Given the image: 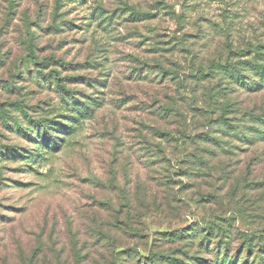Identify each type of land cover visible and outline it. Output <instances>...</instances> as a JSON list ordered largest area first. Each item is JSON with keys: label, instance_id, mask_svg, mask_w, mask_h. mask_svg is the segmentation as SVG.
<instances>
[{"label": "rangeland", "instance_id": "1", "mask_svg": "<svg viewBox=\"0 0 264 264\" xmlns=\"http://www.w3.org/2000/svg\"><path fill=\"white\" fill-rule=\"evenodd\" d=\"M263 47L264 0H0V150H32L0 155V264H257L264 88L229 72Z\"/></svg>", "mask_w": 264, "mask_h": 264}, {"label": "trees", "instance_id": "2", "mask_svg": "<svg viewBox=\"0 0 264 264\" xmlns=\"http://www.w3.org/2000/svg\"><path fill=\"white\" fill-rule=\"evenodd\" d=\"M262 49L263 50H261L259 57L263 61V63L260 64V65L259 64H251V67H250V70H252L254 74H257L259 76L258 82L254 81V80L244 81L245 80L244 79L245 76L243 74L244 69L240 68L239 65L238 66L237 65L236 66L235 65H231L232 69L230 70L229 75H230L231 79L234 81L233 82L231 80L230 81L231 83H239V82H241L242 83L241 86L242 87L244 86L249 91H254V90L257 91L260 88H264V47ZM43 63H45V62H43ZM43 63H41V64L43 65ZM60 65L63 66L64 62H61ZM53 76L51 77V79H54L57 88H59V91H61L62 93L66 92L65 86L60 80L61 78L58 75H56V74L53 75ZM71 97L72 96H70L67 99L71 100ZM72 102H75L74 97H72ZM262 116H263V114H259V115L254 116L253 118L254 119L256 118V119H258V120H260L262 122L263 121L262 120ZM228 128L231 129L232 133H235L236 135L238 134L237 130H235V126H228ZM36 129H37V135L35 136V138H33L34 139L33 142H37L38 139L44 140L45 143H47V148L49 149V152H50V151L57 150L61 146V141L63 140V136L73 129V124H61V122H58L57 120L48 121L46 119H43V120H41V121H39L37 123ZM227 131H228V133L231 132L230 130H227ZM57 133H59L60 135H58ZM241 134H242V132H241ZM242 135L244 137V134H242ZM23 136L30 137V133L27 132ZM247 137H248L247 139H249V142H251V143L254 142L255 140H264V122H262V128L261 129L255 130L254 136L249 135ZM31 152H32V150L25 151L24 148L19 150V149H16V148L9 147L7 150H0V155L8 153V155H10L9 158L10 157H12L14 159L20 158V159H24L25 162L26 161L29 162V159H31V158H29L31 156L30 155ZM34 161H36V159L33 158V161H31V162H34ZM199 230H201V228H199L198 226H193V227H191V229L187 230L189 232L185 233V235L187 236V238L193 239L195 236L198 235ZM216 237L217 236H215V238ZM226 237H228V236H226ZM204 239L205 238H202L200 240V242H199L200 245L203 244ZM221 242L224 244L222 246V248H224L228 252L229 247L231 246L232 242L229 241L228 238H222L218 243H221ZM246 244H248L247 245L248 246L247 250L248 251L252 250V243H250L248 241ZM244 247L245 246H243L239 250L237 249V251H235V252H239V254H238V258L239 259L242 257L240 255V253H241V251L243 250ZM115 251H116V249L113 252H115ZM212 253H214V251ZM260 253L261 254L259 255V261L257 262V264H264V241H263V245L261 246V252ZM124 255L125 254L123 253V256ZM136 255H137V250H133V248L132 249H128V251H126V256L127 257H131V260L135 264H141V262L139 260L135 259ZM150 257H152V258L150 259V261L147 264H155L156 263V260L154 258L155 257V253H152V255ZM234 257L236 259L237 255H234ZM191 259H195V261L200 263V264H207L205 262V260L202 259V258L191 257ZM166 260L169 261V257L168 256H166ZM113 262H114V260H113ZM192 263H195V262H192ZM213 263L214 264H238V261H237V259L235 261L234 259L228 258L224 254L220 258L215 256L214 261H212V264ZM119 264H123V263L120 262ZM142 264H146V263L142 262ZM243 264H245V263H243Z\"/></svg>", "mask_w": 264, "mask_h": 264}]
</instances>
